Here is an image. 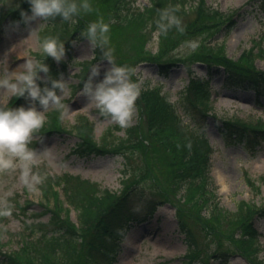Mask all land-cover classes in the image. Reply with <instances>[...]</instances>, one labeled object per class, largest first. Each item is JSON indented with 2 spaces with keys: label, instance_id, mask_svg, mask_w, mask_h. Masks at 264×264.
I'll use <instances>...</instances> for the list:
<instances>
[{
  "label": "rangeland",
  "instance_id": "1",
  "mask_svg": "<svg viewBox=\"0 0 264 264\" xmlns=\"http://www.w3.org/2000/svg\"><path fill=\"white\" fill-rule=\"evenodd\" d=\"M23 1H0V72L7 68L22 70L29 58L40 61L41 56L47 58L41 41L48 22L55 24L58 30L55 34L61 41H69L70 58L65 60L68 67L60 77L65 83L61 105L45 109V124L36 130L30 142L37 152L33 170L43 177L39 191L33 192L21 180L20 169L0 170L1 255L12 256L16 262L12 264H45L38 253L41 251L37 242L39 232H30L28 226L48 222L52 216L48 209H61L77 223L76 213L68 207L61 187L54 188L56 202L45 201L43 196L49 179L55 181L56 177L71 175L117 196L132 195L135 191L138 195L141 190L145 199L157 203L150 217L127 225L112 264H250L239 243L231 240L236 224L226 222L223 215L236 212L240 202L256 209L264 206V140L254 149L232 143L222 138L218 120L238 119L264 129V97L255 100L251 91L224 88L221 67H212L208 75L204 64H219L221 54L238 67L249 65L241 56L251 49L258 51V45L254 46L253 42L264 34V12L249 5L250 0H202L204 16L190 12L180 18V27L173 25L163 33L158 22L175 0H162L161 6L151 14L147 9L153 0H88L90 9H81L75 22L56 17L17 26L8 19L4 21L7 12L20 8ZM195 1L189 2L188 7L194 6ZM97 20L109 24L106 44H93L86 36L89 23ZM191 42H195V47ZM217 44L221 50H217ZM97 48L102 54L95 55ZM106 55L135 69L132 79L139 80L142 91L152 87L166 94L180 119L189 126H192L190 119L181 108L188 75L194 73L208 79L210 99L203 107L209 116L203 132L212 153L205 192L223 210L218 217L211 218L206 205L200 208L194 203L195 190H178L174 175L180 137L176 139L150 129L139 96L130 124L122 127L80 93L81 87L77 85L82 66L90 67L89 76L92 68L100 64L102 76L104 68L109 66ZM163 64H171L166 74L156 67ZM253 65L256 70L264 71V58H254ZM22 99L0 87V106L27 105L28 100ZM82 116L92 125L96 141L101 143L107 137L103 154L90 157L74 154L80 140L70 131ZM49 118L54 123L55 129H51L54 132L43 133V129H48ZM109 129H113L112 136L107 133ZM252 184L258 188L253 189ZM5 208L11 211L5 213ZM253 228L258 232L257 257L264 264V218H255ZM46 256L66 264L57 256ZM0 264L11 263L1 259Z\"/></svg>",
  "mask_w": 264,
  "mask_h": 264
},
{
  "label": "trees",
  "instance_id": "2",
  "mask_svg": "<svg viewBox=\"0 0 264 264\" xmlns=\"http://www.w3.org/2000/svg\"><path fill=\"white\" fill-rule=\"evenodd\" d=\"M4 1V0H1ZM195 0H175L171 2L170 10L181 18L190 12H198V16L203 14L202 0L195 1L194 6L188 7L189 2ZM162 0H153L151 7L147 9L149 14L153 13L161 6ZM249 5L259 12H264V0H250ZM30 11L28 0H24L20 8H13L3 17L15 23L21 17V10ZM159 16L160 11H157ZM24 26V23H20ZM43 31V39L48 36H56L58 31L55 24L48 22ZM77 33V32H76ZM58 37V36H56ZM254 46L258 45V53L252 52L253 49L243 52L241 58L246 59L249 65L238 67L224 59V55H219V64L205 63L208 75L212 72L211 68L221 67L224 72L223 83L226 89L251 91L255 100L264 97V71L256 70L253 66L254 58H264V34L260 35L258 41L253 42ZM67 49L63 61H57L54 57L42 58V62L50 65V72L43 74L47 79L60 78L65 75L67 70V58H70L69 41L65 43ZM221 50V45L216 46ZM99 49V48H97ZM224 53V52H222ZM102 54L101 49L95 52V55ZM222 58V59H221ZM91 65V63L89 64ZM161 74H166L171 64L157 65ZM89 66H82L81 77L77 87H82V83L87 79ZM188 87L183 97V106L181 107L185 115L190 119L192 126L184 123L181 117L173 109L174 107L168 101L166 94L158 92L152 87H145L141 90L138 100L142 101V106L146 114V123L148 127L158 133H166L173 138H179V156L175 165V177L178 182V190L189 189L195 190L197 199L194 202L197 206L206 205L211 218L218 217L223 210L218 206L214 199L206 194V181H209V160L212 149L204 137V125L209 116L204 106L210 99V87L206 77L197 76L194 73L189 75ZM46 82V81H45ZM43 83V82H42ZM20 97V100H23ZM219 130L222 138L229 139L232 143H243L247 147L254 149L259 141L264 140V129H257L251 123L241 120H218ZM78 124L70 132L79 137L80 142L74 150V154L80 157L98 156L103 154L106 148L107 137L102 138V142H97L93 136V127L87 122L85 117L78 119ZM48 129H43V133H53L55 127L51 118L46 121ZM118 130L120 128H117ZM63 131H66L62 129ZM113 129L107 133L112 136ZM175 134V136L173 135ZM179 135V136H178ZM167 146H169L168 141ZM114 145V144H113ZM56 181V182H55ZM55 181L49 179L46 183V192L43 190L45 201L55 199V187H61L64 191V199L67 204L76 213L77 223L70 220L68 213H63L61 209H48L52 214L46 223L30 224V232H39L38 241L40 252L39 257L44 258L45 264H54L58 260H49L46 254L57 256L61 263L66 264H112L117 253L120 250L125 229L130 221L145 220L146 216L150 217L157 207V203L145 199L143 192L138 191V195L127 193L117 196L109 190H102L92 183L80 180L78 177L63 175L56 177ZM253 185V184H252ZM253 189L258 186L253 185ZM213 189V188H211ZM136 196V197H135ZM138 210V212H136ZM264 218V206L261 209L251 207L249 204L240 202L236 212L223 215L226 222L236 224L235 232L231 240L239 243V249L244 256L250 261V264H263L257 255L260 250L258 245V232L253 228L255 218ZM183 227L181 226V229ZM246 230V231H245ZM0 252V260L6 259L10 263H16L12 256ZM219 255V253H218ZM214 257V255H213ZM223 257V254L220 255ZM59 264V262L57 263Z\"/></svg>",
  "mask_w": 264,
  "mask_h": 264
},
{
  "label": "clouds",
  "instance_id": "3",
  "mask_svg": "<svg viewBox=\"0 0 264 264\" xmlns=\"http://www.w3.org/2000/svg\"><path fill=\"white\" fill-rule=\"evenodd\" d=\"M28 3L30 11L21 10V17L15 22L17 26L20 23L32 25L33 21H47L56 17L75 22L81 9L91 7L88 0H28ZM158 25L159 31L166 33L173 25L180 27L181 20L171 10H165ZM108 30L107 22L93 21L86 29V36L93 44H106ZM191 43L195 47V42ZM41 47L57 61H63L67 53L65 43L56 36L44 38ZM105 59L109 66L104 68L102 76L100 64L92 68L82 83L80 93L102 114L126 127L132 120L141 92L140 82L132 79L135 69L116 63L111 55H106ZM50 70L48 63L29 58L24 61L22 70L7 68L0 72V87L28 100L27 105L0 106V170L20 169L21 180L33 192L39 191L38 185L42 183L43 177L33 170L37 163V152L30 147V142L36 130L45 124V109L50 105H61V94L65 87L63 79H47V76L42 75L48 74ZM3 211L8 213L11 209L5 208Z\"/></svg>",
  "mask_w": 264,
  "mask_h": 264
}]
</instances>
